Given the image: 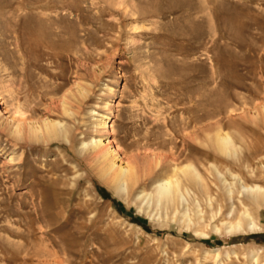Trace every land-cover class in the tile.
Instances as JSON below:
<instances>
[{"label":"rangeland","instance_id":"rangeland-1","mask_svg":"<svg viewBox=\"0 0 264 264\" xmlns=\"http://www.w3.org/2000/svg\"><path fill=\"white\" fill-rule=\"evenodd\" d=\"M45 118L67 140L26 128ZM91 137L132 166L127 193ZM186 164L201 179L186 202L157 203L156 179ZM255 184L264 0H0V264H264ZM242 207L260 229L226 234Z\"/></svg>","mask_w":264,"mask_h":264},{"label":"bare ground","instance_id":"bare-ground-1","mask_svg":"<svg viewBox=\"0 0 264 264\" xmlns=\"http://www.w3.org/2000/svg\"><path fill=\"white\" fill-rule=\"evenodd\" d=\"M9 117L11 121L14 120L13 116L10 115ZM103 118L104 117L102 115L96 117L95 123H94L95 127L96 128L98 126H100V128L101 127L103 128L112 127V124H111L112 121L111 120L105 121ZM10 125L12 124H9V126ZM26 125H27L26 128H28L29 132H31V134H34L35 136L43 133L46 135V139L47 138L55 139L57 136L62 135L63 138L67 140V137L65 136L66 135L65 127L58 120L45 118L42 120L41 124L40 123L37 124L35 122H27ZM22 126L23 125L21 124L20 121L17 120L15 123L13 121V129L12 131L10 130L13 133V136L17 138H21ZM215 139H216L217 145L220 148H226L230 144V137L225 132H221L219 129L216 131ZM103 141H104V138L101 139V137H97V138L91 137L87 142L84 141L81 144H82V147L90 145L93 148H98L100 152V156L102 157L103 162H104V166L102 170L103 175L107 177V180H110L111 182L115 183V187L118 192L127 193L129 190L128 182L131 180L132 176H134V170L129 163H126V161L121 160V158L118 155V151L116 149L117 145L116 147L111 148L109 145L105 144V142ZM200 180L201 179H200L199 174L195 172V168L194 169L191 168L190 165L186 164V165L179 167L178 169H176L173 166L169 172L165 173L163 177H161L160 179H156V181L154 182L155 200L157 203H160L161 201H165L166 203L174 204L175 202L179 201L181 204H183L186 202V197H187L186 195H189V192L191 191L189 188V183L191 184L197 183V182H200ZM241 186L244 190L248 191L252 195V198L254 200L264 205V186H261L258 184H255L253 186H244V185H241ZM230 191L231 190H227V193L229 196H230ZM137 197L139 198L144 197V198L150 199V194L145 193V192L143 193V191L140 190L137 193ZM242 206H245V205H242ZM230 209L232 208L231 207L229 208L228 212L226 213L227 216L232 215ZM196 213L198 216L197 221L198 222L203 221V215L199 211V209ZM219 223L223 226L224 232L228 235H232L239 231H244L245 229L248 230L249 233L260 229V226L252 219V217L250 216L249 212L247 211L245 207H242V209L239 212V215L235 217V219L221 218ZM211 228L216 233H219L221 231V227L218 226L217 224L213 225ZM194 232L196 235H199L200 237H204V238L207 237V234L203 232H199L198 230H195ZM213 254L216 256L217 255L216 251ZM225 255L228 256L229 252H226ZM251 258H254V254H251Z\"/></svg>","mask_w":264,"mask_h":264}]
</instances>
